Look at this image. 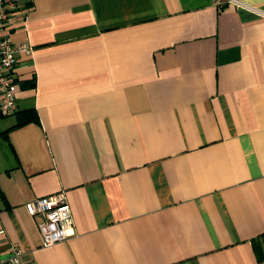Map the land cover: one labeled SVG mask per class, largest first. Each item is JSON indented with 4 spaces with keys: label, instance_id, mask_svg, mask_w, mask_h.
I'll return each instance as SVG.
<instances>
[{
    "label": "crops",
    "instance_id": "1",
    "mask_svg": "<svg viewBox=\"0 0 264 264\" xmlns=\"http://www.w3.org/2000/svg\"><path fill=\"white\" fill-rule=\"evenodd\" d=\"M2 34L29 48L0 258L264 264V0H20ZM57 193L75 234L43 246L28 204Z\"/></svg>",
    "mask_w": 264,
    "mask_h": 264
},
{
    "label": "built area",
    "instance_id": "2",
    "mask_svg": "<svg viewBox=\"0 0 264 264\" xmlns=\"http://www.w3.org/2000/svg\"><path fill=\"white\" fill-rule=\"evenodd\" d=\"M20 9V0H0V111L7 115L16 111V84L13 72L17 63L16 52L26 51L27 44L15 46L2 34ZM29 212L39 217L37 226L43 246H50L75 234L71 209L62 193L36 197L28 204ZM4 232L0 228V235ZM21 250L10 246L8 254L0 258V264H34L21 259Z\"/></svg>",
    "mask_w": 264,
    "mask_h": 264
},
{
    "label": "trees",
    "instance_id": "3",
    "mask_svg": "<svg viewBox=\"0 0 264 264\" xmlns=\"http://www.w3.org/2000/svg\"><path fill=\"white\" fill-rule=\"evenodd\" d=\"M27 122V118L25 117V118H20L19 120H18V122H17V125H22V124H24V123H26ZM260 256V255H259Z\"/></svg>",
    "mask_w": 264,
    "mask_h": 264
}]
</instances>
